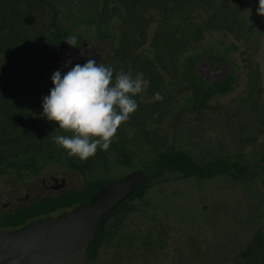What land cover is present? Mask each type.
I'll list each match as a JSON object with an SVG mask.
<instances>
[{
    "label": "flooded vegetation",
    "instance_id": "flooded-vegetation-1",
    "mask_svg": "<svg viewBox=\"0 0 264 264\" xmlns=\"http://www.w3.org/2000/svg\"><path fill=\"white\" fill-rule=\"evenodd\" d=\"M73 4L74 2L71 0L68 6H72ZM61 6L60 0H0V77L3 72L5 73V76L0 80V168L14 170L4 173L5 175H0V230L5 233L17 230L6 226L8 218L17 210L25 209L44 197H54L62 195L71 189H77L76 187H69L70 184L67 177H62L65 179V183L61 187H58L54 178L58 180L62 178L55 177L54 174L42 176L43 170L54 165V161L49 163L43 160L44 158L41 156L35 160L33 157L31 160H26L24 155L12 153L18 150L24 151L27 143L32 142L26 135L37 133V130L31 126V117L36 119L34 124L40 127V135L45 138L51 137L52 140V134H55L54 121H48L46 117L42 116V97L49 95L50 89L54 86L51 76L55 71H69L71 67L75 66L63 67L59 65L57 60L60 42L54 44L56 37L54 32L57 31L59 22L58 11ZM104 7L105 3L101 0L103 14H105ZM126 19L119 17L117 24L121 26ZM146 20L151 25L157 23L154 16H147ZM65 25L69 27L67 24ZM251 29L253 32L247 35V39L252 40L256 37V33H254L256 29L255 27ZM117 30L118 41L116 44L120 47L119 55H122V48L125 47L122 43V27H119ZM151 30L152 27L149 28L148 34H150ZM232 36L237 40L243 38L242 35L237 37L235 35ZM99 40L101 46L98 49V56L94 60L105 64L112 49L105 37ZM246 43L251 44L248 41ZM82 46V53L80 54L78 63H76L81 65L86 63L89 58H92V52L95 50L86 41L77 43V47ZM148 50L150 53L153 52L150 47V41L135 52L137 54H146L149 53ZM186 54L182 55L181 63L182 65L184 63L194 66L195 75L192 78L194 80L192 83L191 80H187L184 71L185 65L182 66L180 71L184 76H181L180 80L177 81L173 80L169 69L158 65L149 66L148 71L143 68L139 69L138 66L133 65L125 66L120 64L115 67L117 72L120 70H124L125 72L131 70L134 75L136 73H143L145 87L143 92L135 97L139 107L132 117L138 119L139 115L151 116L153 104L158 102L161 105L162 103L165 112L163 113L161 122L156 124L153 121H149L147 123V130L151 132L157 131L158 134L163 135L165 141L163 151L174 150L183 152L197 165L216 163L221 160L231 169L222 175H231L237 180H241L247 170L251 171L253 176H257L259 172L263 188L255 194L258 198H263L264 200V67L261 64H252L250 59L245 65L243 100L241 103L243 110L242 137L237 138L236 144L237 146L241 144L244 152L247 154L243 156L241 153H238L234 158L233 154H229L230 150L234 147V141L230 138L227 140L229 151L226 154H219V149L222 150L223 148H220L221 144L219 143L218 132L213 134V140H208L206 136L197 134H180L177 126L184 123V116L188 113L182 112L183 107L181 104L173 106V103L170 102L172 96L177 94L181 98H187L186 101L190 99L188 98L190 96L191 101H188V104L191 105L190 111L193 114L201 116L208 112L212 114L214 112L217 113L218 107L216 103L212 102L218 100L220 97L229 95L235 88L232 66L225 60H219L211 54H205L195 64H191L189 61L185 62L184 58ZM208 59H212L214 64L213 69H221L225 65L230 66V72L226 81L208 80L204 74L198 71V64ZM152 70H155V74L153 75L160 78L157 82L151 80L149 73H152ZM15 73H18V75H15ZM5 77L7 79H4ZM155 85L157 86L155 87ZM194 87H196V90H194ZM155 93H160L163 96V100L155 101L153 99ZM17 120H22V122H16L18 127H13V121ZM167 122L169 124H167L166 135H164V131L159 130V128L163 124L166 125ZM125 131L127 135H131L132 137L137 136L139 133L138 129L133 126L125 127ZM17 135L19 137L15 138ZM40 148L39 146L37 149ZM133 150H136V147H133ZM236 162L242 170V174L238 178L235 177L236 171L234 168ZM256 164L259 169L258 171L254 169ZM31 167L38 168V174L20 171L21 169ZM214 178L185 177L182 173L169 171L163 183L170 184L190 179L200 182ZM82 186L78 189L82 188ZM131 213L124 216L118 215L119 219L113 217L112 221L118 220L120 222L122 220L117 226L106 225L107 229L111 228L115 230L114 237L121 228L123 220ZM54 216L53 214L46 217ZM46 217L39 218L36 221ZM108 241L106 239L102 245L107 244ZM132 242H135V240H132ZM149 245L151 244L149 243ZM101 246L97 249L94 258L89 259L88 254L87 264L89 261L97 259Z\"/></svg>",
    "mask_w": 264,
    "mask_h": 264
},
{
    "label": "rangeland",
    "instance_id": "rangeland-1",
    "mask_svg": "<svg viewBox=\"0 0 264 264\" xmlns=\"http://www.w3.org/2000/svg\"><path fill=\"white\" fill-rule=\"evenodd\" d=\"M237 3L240 17L249 28L255 27L256 37L251 40L243 36L237 40L225 33H206L184 58L191 64L205 54L225 60L232 66L234 91L212 102L218 107L217 113L208 112L201 116L190 111V96L186 101L187 98L176 94L170 100L173 106L181 104L182 112L188 113L184 116V123L177 126L180 134H197L213 140V134L218 132L220 148H223L219 149V154L229 151L227 140L230 138L234 147L229 154L234 158L238 153L247 154L241 144L239 147L236 144L237 138L242 137L245 65L250 59L252 64L264 67V16L257 12L259 0H237ZM83 10L84 6L79 3L67 8L62 5L60 21L61 25L72 27L76 36L95 48L92 52L95 59L101 46L96 28L76 27L85 23L87 16L81 15ZM150 39L151 32L147 43ZM167 124L169 122L159 128L164 135ZM146 160L144 155H138L133 170L140 168V162ZM254 169L259 170L257 164ZM127 172V169H114L111 176L117 178ZM46 174L67 177L70 188L78 189L84 183L82 176L67 173L54 165L43 170L42 176ZM260 178L259 172L253 176L247 170L241 180L222 175L200 182L190 179L156 185L143 200L132 203L134 211L123 220L116 236L102 245L97 259L88 264H237L240 252L264 225V200L255 194L263 188Z\"/></svg>",
    "mask_w": 264,
    "mask_h": 264
},
{
    "label": "trees",
    "instance_id": "trees-1",
    "mask_svg": "<svg viewBox=\"0 0 264 264\" xmlns=\"http://www.w3.org/2000/svg\"><path fill=\"white\" fill-rule=\"evenodd\" d=\"M71 0L61 2L67 8ZM73 1V0H72ZM84 6L81 15L87 16L85 23L76 27L86 25L89 28H96V36L105 37L107 43L111 45L112 51L105 62L106 66L114 68L117 65L138 66L148 71L149 66H162L169 69L173 80H180L181 68L185 65L187 80L194 81L195 75L193 65H182L181 58L185 53H189L204 38L206 33H229L236 37L242 35L247 37L252 33V29L240 17V9L237 0H103L105 3V14L102 13L101 0H74ZM149 13V14H148ZM61 12L58 11V26L55 31L54 44H58L69 36H76L72 28L61 25ZM147 16H154L157 23L149 24ZM119 17L127 18L121 26L117 24ZM55 21V20H54ZM81 23V22H79ZM155 28H154V27ZM122 27V55H119L120 47L118 41V28ZM151 31L150 47L152 53L137 54L135 51L147 44L149 28ZM77 37V43L80 37ZM109 47V46H108ZM97 63H100L97 61ZM66 71H62L63 76ZM115 74V73H114ZM151 80L157 82L160 78L155 77V70H152ZM18 75V73H15ZM5 76L2 73L0 80ZM4 79H7L6 77ZM157 85H155L156 87ZM196 90V87H194ZM164 106L153 104V109L148 115H139L138 119H131L123 124L117 133V138L112 143L108 151H98L95 157L89 158L86 162H81L77 158H70L66 152L58 147L51 137L40 135V127L35 125V118L30 119L31 126L37 130L36 134L26 135L32 142L27 143L24 151L12 153L22 154L26 160H35L41 156L47 162H53L54 166L74 173L84 178V183L80 189H71L62 195L54 197H44L25 209L17 210L8 218L6 226L11 229H18L24 225L34 222L39 218L61 214L70 211L80 204L89 201L90 197L96 194L103 186L126 176L130 170L135 168L138 155H144L147 160L140 162L143 169L149 173L148 181L138 189V191L127 202L111 215L105 225L98 228V242L92 245L89 250V259L95 257L97 249L106 241L114 238V229H107L106 225H119L118 215L134 211L132 203L143 200L149 191L156 185L162 184L169 171L182 173L183 176H197L201 179L213 178L229 172V169L221 160L205 165H197L188 155L179 151H163L165 145L163 135L147 130V123L153 121L161 122ZM151 119V120H150ZM22 120L13 121V127H18L16 123ZM135 127L139 133L132 137L127 135L125 127ZM123 128V129H122ZM54 135H64L54 122ZM14 137V136H13ZM19 136H15L18 138ZM42 141V142H41ZM40 149H37L38 147ZM136 147V150H133ZM43 149L42 151H40ZM114 169H127L129 172L114 178L111 171ZM235 177L242 174V170L235 163ZM14 171L10 168H0V175ZM26 173L38 174V168H24L20 170ZM238 264H264V236L261 231L255 235L252 242L241 252Z\"/></svg>",
    "mask_w": 264,
    "mask_h": 264
},
{
    "label": "clouds",
    "instance_id": "clouds-1",
    "mask_svg": "<svg viewBox=\"0 0 264 264\" xmlns=\"http://www.w3.org/2000/svg\"><path fill=\"white\" fill-rule=\"evenodd\" d=\"M257 12L264 16V0H259ZM64 41L77 47L76 36ZM51 80L54 86L49 95L42 97V116L56 122L66 133L52 134L53 142L68 157L81 162L95 157L98 151L109 150L118 129L138 110L135 97L145 87L143 73L115 72L113 67L92 58L83 65L75 64L63 76L61 71H55ZM153 99L162 101L163 96L155 93Z\"/></svg>",
    "mask_w": 264,
    "mask_h": 264
},
{
    "label": "water",
    "instance_id": "water-1",
    "mask_svg": "<svg viewBox=\"0 0 264 264\" xmlns=\"http://www.w3.org/2000/svg\"><path fill=\"white\" fill-rule=\"evenodd\" d=\"M82 50L83 46L72 47L62 40L57 55L59 65H75ZM213 65L208 59L198 64V71L208 80L226 81L230 66L213 69ZM148 179L147 171L132 170L70 211L28 223L11 233L0 230V264H87L90 247L98 242V228ZM54 181L58 187L65 183L64 178ZM261 233L264 236V226Z\"/></svg>",
    "mask_w": 264,
    "mask_h": 264
}]
</instances>
